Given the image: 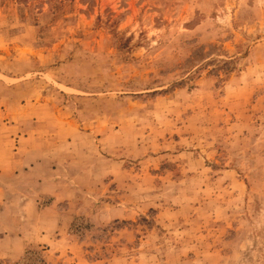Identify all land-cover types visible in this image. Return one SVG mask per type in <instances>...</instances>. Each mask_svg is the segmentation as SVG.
<instances>
[{
    "label": "rangeland",
    "instance_id": "obj_1",
    "mask_svg": "<svg viewBox=\"0 0 264 264\" xmlns=\"http://www.w3.org/2000/svg\"><path fill=\"white\" fill-rule=\"evenodd\" d=\"M0 264H264V0H0Z\"/></svg>",
    "mask_w": 264,
    "mask_h": 264
}]
</instances>
